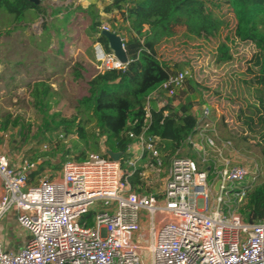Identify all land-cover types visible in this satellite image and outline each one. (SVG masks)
Wrapping results in <instances>:
<instances>
[{
    "label": "built area",
    "instance_id": "built-area-1",
    "mask_svg": "<svg viewBox=\"0 0 264 264\" xmlns=\"http://www.w3.org/2000/svg\"><path fill=\"white\" fill-rule=\"evenodd\" d=\"M102 31L111 32L105 26ZM94 50L102 72L128 68L130 60L123 63L101 43ZM191 78L190 68L169 73L147 97V107L160 93L173 99ZM210 117L204 107L188 138L187 148L198 153L202 166L172 157L160 193L128 181L142 163L165 168L166 147L147 127L139 136L129 133L135 142L120 161L90 153L84 161L66 160L61 178L44 176L34 184L30 173L37 163L25 160L16 166L0 156V219L16 211L19 226L31 234L19 252L0 244V264H264V220L250 223L241 214L263 170L226 161L214 176L206 165L211 161L207 149L222 158L220 149L232 143H220L211 134ZM50 147L44 145V151ZM123 163L132 169L125 178Z\"/></svg>",
    "mask_w": 264,
    "mask_h": 264
},
{
    "label": "rangeland",
    "instance_id": "rangeland-1",
    "mask_svg": "<svg viewBox=\"0 0 264 264\" xmlns=\"http://www.w3.org/2000/svg\"><path fill=\"white\" fill-rule=\"evenodd\" d=\"M80 14L68 15V19L62 23L54 22V26L63 27L61 38L65 41V48L72 53H80L78 59L73 56L70 69L64 72H56L50 75L48 68L40 69L43 58L39 54V43L32 39L35 36L33 26L37 15L34 11L27 15L28 23H15L14 17L7 11L0 9V129L6 120L10 121L7 131L9 142L17 141V145L29 156V160L37 163L42 176L59 175L64 162L75 159L77 148L85 152L105 154L103 149L108 148L106 137L99 131L96 120L84 109L78 107V101L88 94L87 83L101 70V64L96 60L94 47L99 33L91 28V15L96 16L102 27H109L110 31L119 35L123 41L129 39L127 26L122 22L123 8L129 3L125 0L121 3L122 10L106 12L115 0H82ZM209 5V4H208ZM215 14L223 15L228 23L223 28L220 37L213 42L194 41L182 36L180 33L168 43H164L158 50L160 62L172 73L183 68L192 70V78L196 85L190 88L186 84L173 99L161 95L159 105L166 101H173L175 106L184 104L192 99L196 104L194 111L199 114L204 107L211 110L210 121L213 124L214 134L218 141H230V149L220 150L221 157H215V152L207 149V166H212V174L217 176L226 161L235 165H243L253 169L259 165L264 172V142L259 137L263 129L253 126V132L247 121L254 116L255 97L258 94L256 86H252L254 69L251 61L253 50L240 44L234 37L235 18L229 12L227 6L217 8L212 6ZM125 10V9H124ZM90 12V13H89ZM93 12V14H91ZM68 38H74L73 43H67ZM57 41L54 40V44ZM221 43L229 46L232 60L220 63L218 47ZM45 45V43H44ZM70 46V47H69ZM48 54V64L54 66L56 61L52 53ZM23 63L19 64L18 63ZM80 63L84 66L81 79H74L73 69ZM29 64V65H28ZM32 64V65H30ZM47 65V64H45ZM51 69V68H50ZM79 69V68H78ZM48 71V72H46ZM45 81L52 86L53 97L49 106L37 109L33 106V98L29 95L27 86L36 82ZM201 115V114H200ZM63 121L66 123L61 124ZM75 121L70 127L69 122ZM16 123V125H14ZM84 123L86 130L85 140H81L78 126ZM197 139V138H196ZM44 145H50L49 150L44 151ZM220 148V145L218 146ZM109 149V148H108ZM110 150V149H109ZM196 153L197 165H201V159L196 151L184 148L174 156L190 157ZM168 154V153H167ZM167 156V166L163 171H154L145 163L143 182L150 191L160 193L163 189L166 174L170 167L171 158ZM127 159V157H125ZM200 159V160H199ZM125 160V159H124ZM165 164V163H164ZM204 168V167H202ZM124 178L129 167L123 163ZM162 177L161 175H164ZM102 208V207H99ZM97 213V211H95Z\"/></svg>",
    "mask_w": 264,
    "mask_h": 264
},
{
    "label": "trees",
    "instance_id": "trees-1",
    "mask_svg": "<svg viewBox=\"0 0 264 264\" xmlns=\"http://www.w3.org/2000/svg\"><path fill=\"white\" fill-rule=\"evenodd\" d=\"M123 1L115 0L106 12L122 10ZM213 5L217 8H229L235 18V39L253 50L252 86H256L258 94L255 97V115L248 117L247 121L250 122L248 125L252 132L253 126L263 129L259 137L264 142V0H141L124 7L121 14L122 22L130 34L129 39L124 41L130 60L128 68L124 72L111 70L95 74L87 83L88 94L78 101V107L96 120L110 150L125 154L135 142L129 137V133L139 136L146 127L149 135L162 140L166 147L165 153H168L166 157L174 156L187 148L188 138L195 132L202 116V112L200 115L194 111L196 104L193 100L188 99L179 106L168 101L165 106L160 107V93L147 107V97L172 73L158 58V50L164 43L170 42L180 33L194 41L213 42L220 37L222 29L228 26L223 18L224 14H215ZM0 9L12 15L15 23L27 22L29 12L34 11L36 15L44 13L42 6L28 0H0ZM91 19L92 30L99 33L97 42L110 52L107 37L102 34V30H98L100 22L96 20V16L91 15ZM218 50L220 63L232 60L226 43H221ZM73 70L74 79L83 77V65L78 63ZM187 84L190 88L196 85L194 81H188ZM27 89L35 108L49 106L53 97L51 85L40 81L29 84ZM64 123L66 121L61 124ZM9 125L10 121L6 120L2 129L7 130ZM74 125L75 121L69 122L70 127ZM78 133L80 139L85 140L84 123L78 126ZM80 149L75 151L76 160L84 161L87 154ZM192 153L188 158L197 163L198 156ZM104 156L109 157L107 154ZM164 166H167V162ZM143 170L138 165L128 177L132 186L147 187L143 182ZM161 176L164 177L165 174ZM241 214L250 223L264 220V172L261 183L249 194L247 202L242 206Z\"/></svg>",
    "mask_w": 264,
    "mask_h": 264
},
{
    "label": "crops",
    "instance_id": "crops-1",
    "mask_svg": "<svg viewBox=\"0 0 264 264\" xmlns=\"http://www.w3.org/2000/svg\"><path fill=\"white\" fill-rule=\"evenodd\" d=\"M81 1L82 0H44L40 4L44 9V13L38 14L34 23L30 24L25 22L27 25L30 24V26H33L35 36H32V39H35L40 45L38 51L43 58L40 69L45 70V68L47 69L49 67V70H53L52 72L46 71L50 75L56 72L62 73L64 70L68 71L71 68L70 64L75 63H72L73 56L75 59H78L80 49L78 48L77 53H72L71 50L67 48L64 49L65 41L61 38V30H64V28L62 27L60 29V27L54 26L53 24L56 21L64 23L68 19V17H66L68 15L78 14L79 16L80 11L83 10L81 8ZM54 40L57 41L56 44H54ZM70 42L73 43L74 38L72 40L68 38L67 43ZM44 53L53 54L52 58L56 61L54 66L48 64V54L44 55ZM19 64L23 63L20 62L18 65ZM1 66L0 64V67ZM9 138L8 132L0 129V156H5L12 165L16 166L22 164L25 160H29V156L24 154V150L17 145V141L9 142ZM107 150L109 149H103L102 151L106 154ZM40 177L43 176L37 165L30 173L31 183H37ZM49 177L54 179L61 178L62 168L59 175L53 174ZM2 195L3 185L0 177V197ZM30 239L31 234L19 226L16 211H10L0 219V244L3 245L6 251L19 252Z\"/></svg>",
    "mask_w": 264,
    "mask_h": 264
},
{
    "label": "water",
    "instance_id": "water-1",
    "mask_svg": "<svg viewBox=\"0 0 264 264\" xmlns=\"http://www.w3.org/2000/svg\"><path fill=\"white\" fill-rule=\"evenodd\" d=\"M36 5H40L41 2L39 0H28ZM102 34L107 37L109 42L110 50L117 56V58L122 61L123 63H127L129 61V57L127 55L125 44L123 39L113 32H106L103 31ZM106 154L114 161H120L123 157L122 152H114L112 150H107ZM218 189V185L216 186Z\"/></svg>",
    "mask_w": 264,
    "mask_h": 264
}]
</instances>
